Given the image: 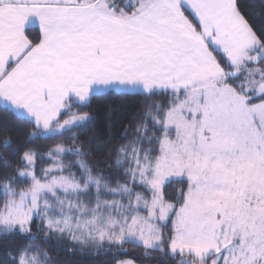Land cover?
<instances>
[{
	"label": "snow or ice",
	"instance_id": "1",
	"mask_svg": "<svg viewBox=\"0 0 264 264\" xmlns=\"http://www.w3.org/2000/svg\"><path fill=\"white\" fill-rule=\"evenodd\" d=\"M129 248L264 264V0H0V264Z\"/></svg>",
	"mask_w": 264,
	"mask_h": 264
},
{
	"label": "trees",
	"instance_id": "2",
	"mask_svg": "<svg viewBox=\"0 0 264 264\" xmlns=\"http://www.w3.org/2000/svg\"><path fill=\"white\" fill-rule=\"evenodd\" d=\"M241 4H251L253 0H240ZM258 2V0H257ZM113 107L114 115L113 119H119L121 108L126 109V106L122 105L121 100L118 98H107L97 99L93 101V109H99L97 113L96 124L100 125L104 121L105 114L108 110V106ZM88 111V109H85ZM132 111H135L134 109ZM126 122V121H125ZM97 157H92V162H95ZM50 255L54 258L53 264H59V262H69L70 264H108L107 258L105 257H80L77 255H69L63 251H57L53 249L50 251ZM122 259H134L136 264H152L151 261H144L141 259V252L136 249L129 248V255L121 257Z\"/></svg>",
	"mask_w": 264,
	"mask_h": 264
}]
</instances>
